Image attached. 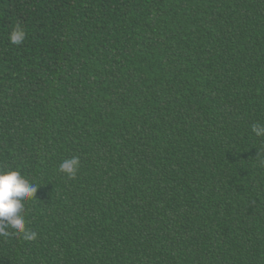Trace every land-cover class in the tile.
Listing matches in <instances>:
<instances>
[{"label":"trees","instance_id":"1","mask_svg":"<svg viewBox=\"0 0 264 264\" xmlns=\"http://www.w3.org/2000/svg\"><path fill=\"white\" fill-rule=\"evenodd\" d=\"M253 125L264 0H0V168L41 185L0 264H264Z\"/></svg>","mask_w":264,"mask_h":264},{"label":"clouds","instance_id":"2","mask_svg":"<svg viewBox=\"0 0 264 264\" xmlns=\"http://www.w3.org/2000/svg\"><path fill=\"white\" fill-rule=\"evenodd\" d=\"M26 38V32L20 25H16L10 33L9 39L13 44H21ZM253 131L257 135L264 134V127L253 125ZM80 167V158L72 156L63 160L59 165V171L73 178ZM41 185L30 182L21 171L16 169L0 168V235H10L8 229L14 234L23 235L25 240H34L37 237L35 231L27 228L24 216L25 203L36 198Z\"/></svg>","mask_w":264,"mask_h":264}]
</instances>
